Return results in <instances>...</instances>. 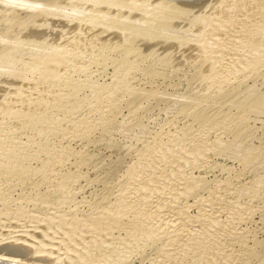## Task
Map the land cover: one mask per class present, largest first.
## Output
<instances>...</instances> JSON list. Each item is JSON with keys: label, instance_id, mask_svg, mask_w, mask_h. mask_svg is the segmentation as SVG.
I'll use <instances>...</instances> for the list:
<instances>
[{"label": "rangeland", "instance_id": "rangeland-1", "mask_svg": "<svg viewBox=\"0 0 264 264\" xmlns=\"http://www.w3.org/2000/svg\"><path fill=\"white\" fill-rule=\"evenodd\" d=\"M164 1H173V0H158V2L160 4H162ZM186 1L188 4L185 7H180L179 4H175L173 6L168 7V9H166V10L163 9V11L160 13H159L160 10H158V12L155 16V20L157 21L156 26L153 24V26H155L154 28L151 27L149 29L148 28L142 29L141 30L142 32L144 30H146L143 33L138 32L136 34H133L134 32L127 30V27H128L127 24H123V26H120L121 28L118 27V28H120L118 31L123 30V32H124L122 38L119 39L117 37H113L114 34H115V36L117 35L118 31L117 32L115 31V33H113V35H110L111 37L108 36V34H106V36H108L110 38H108V37L104 38L105 34L102 33V34H104L103 40H102V36H101L102 34L100 35L101 39H99L97 36V38L95 37L96 39L94 38L95 39L94 40L93 36L89 37V32H85L86 31L85 30L84 31L85 33L83 32V34L87 33L88 36L82 34V36L80 38L86 39V37L87 38L89 37L91 40L88 38L87 42H89V44L93 48L94 52H92L91 47H88L87 50L84 49L82 52L86 53L87 51H89V53L91 52L95 57L93 56V58H92V56L87 52V54H89V56L87 54L86 55L83 54L82 57L84 56V59L81 58L79 62H81L82 60H85L88 57L89 60L88 59L85 60V63L88 61L87 64L82 63V65L85 64L87 66L89 63L90 67L87 66V68H89V69L92 68V70H90V71L98 72V73H95V75L93 73V75L91 74L92 76L89 75V77H87L86 75H88V73H87V71H84V73H83V69H82V71L80 70L82 73L79 72L78 70H77V72L73 71V73H75V74H73L71 72L69 74L70 81L69 80L68 81L72 82L71 85L72 86L74 85V86L71 88L72 90L69 88L70 90L68 93L66 91L65 92L67 94H69L73 91L71 93V95H73V96H71V95L70 96L69 95L68 96L67 95L60 96V95H58L57 92H56L57 93L56 94L53 91L48 92V91H44V90L40 89L39 92H37V91H31L30 93L29 92H25V93L21 92L23 94L20 93L21 95H16L17 96V97L15 96L16 98L14 97L16 99L15 101L13 99L14 95L11 96V98L9 97L10 100H8V99L6 100L9 102L3 101L4 104L6 103L5 106H9V108L11 107V109L6 108L3 105L2 101L0 102V115H1L0 116V124L2 123L3 120H5V121H3L4 123H2V125H1L3 128L0 126V142L5 141V140L6 141L10 140L13 137V139H17L18 140L17 142L19 143V146L17 144H14L15 142L11 143L10 149H12L13 151L15 150V151L13 152L12 150H10L8 148L7 151L5 150V152H3V154L5 153V155L2 154V156H0V158L2 157L0 161L5 160L3 158L7 157L6 160L8 159L9 161H6V160L4 161V162L8 163V164L5 163L6 164L5 167L7 169H9L10 166L11 167L13 166L12 168H14V164L18 166V163H20L19 164L20 167L18 166V168L22 167V168H24V170L23 169L22 170L26 171V173H24L23 171H19V170L13 171L17 175H14V177H12L13 178L12 181H15V183H17L19 181L18 182L19 184H23L22 188L24 191H16L15 193L9 195L8 196L9 198L7 197V198L3 199L2 201H0V207L5 205L7 202L15 199V200H17V201H15L16 204L20 205L22 208H25L24 210H27L30 213L31 212L33 213L36 209L34 210V209H32L31 205H29V204L27 205V203H30L28 201H31V200L36 201V199L43 201V199H44L46 201V203L49 204L48 207L52 206V208L51 207L48 208V210L52 213L51 216H54V214H55V216H57L59 214L62 216H64V214H65V216H67L70 214V211L76 210L77 212L75 211L76 213L74 215L75 218H77V219L81 218L80 220L82 222H84V220H85V223L88 225L89 222H91L90 220L93 221L95 217L96 218L102 217L100 214L101 211L103 213L104 212L103 210L106 208L107 209L109 208V210H110V208H112L117 203L118 206L115 205L116 207L115 206L113 207V211L111 209L112 213L115 211H117L119 213L122 211L124 212L123 209H125L126 212H124V213L122 212L120 214L119 213L117 214V216L120 215L122 220L118 219V218H120L119 216L117 218H114V219L116 221L118 220V221L122 222V223H120L121 225L125 224L124 226H126L128 224L127 226H129L130 224L135 223V218L137 217L135 215L137 214V211L136 212H134V211L137 207L134 208L132 206L134 209L132 207L130 208L129 206H131V204H129V203L126 204L125 203L126 201L124 202L125 204L124 203L118 204V200H117L118 196L116 197V195L121 194L123 192L125 181L128 178L132 177L133 175L137 174L138 171H141V172H142V170L145 171L147 169L146 167H149L150 164L151 165L154 164V162L160 163L161 166L158 165V168H157L159 170H161L162 168H165L164 166H167V164H168V167L171 165V166L177 168L179 166L178 164L180 163L183 165V167H185V168L187 167L186 169L188 172L190 170V169H188V167L189 168L191 167L193 169V171L190 170V172L192 174L189 172L192 175V178L184 176L187 178H183V180L185 182L184 181H182V182L186 183V181H187L189 183L188 180L190 179V183L191 184L194 183L193 185L190 184L192 187H194V189L191 188L190 186H188L189 185L188 183L186 185L179 184V185L185 186V187L188 186L187 192H185V193H187L188 197L186 195L185 196L183 195L185 197V198L181 197V198H183V202H182V199L179 198V199H181L179 201L180 204H182L186 201L187 204L189 205V207H188L189 210H187L186 211L187 213H185L186 218L190 217V221H194L197 219V217L199 216L198 214L200 212L197 208V204H198L197 201H199L201 199V198L199 199L198 197H204L205 198L207 196L206 194H208L207 192L210 191L209 195L212 194V192L215 193V194H212L211 196H209L208 201H210V200L212 201L213 199L216 200V196H217L218 200H216V201H218V203H220L221 200L223 199V197L224 198L226 197V199H223L222 202H224L225 208L230 207L227 210L232 209L233 212H230V213H233L231 218H233V216H235V214H236V217L241 218L239 220L240 222H237L239 224L237 225V223H236V225H237L236 226V228H237L236 232L232 233L234 235V237L232 235V237L230 238V237H228L229 234H228V236L226 234V236L228 238H230V239L233 238V241L235 242L234 243L232 240L230 242L231 244L233 242V244L231 245V249L233 248V245H234V248L232 249V251L234 252V256L240 255V253L242 252L241 256H243V257L238 256V257H240L239 259L241 261V264H264V57H263V59L261 58L262 54H264V0H248V2H247V0H240V1L239 0L238 1H236V0H217L216 3L218 5L217 4H215V6L213 5L212 6L213 8L209 6L210 9L207 8L208 6L205 7L204 9H206V10L205 11L203 10V14L199 11H196V9H195V7L198 6L197 0H186ZM243 2H245V3H243ZM0 3H2L1 0H0ZM1 6H0V10L3 11V9H4V10L8 11V8L7 9H6V7L3 8V5H1ZM222 7H223V9H222ZM23 10L25 11V13L23 12ZM207 10H209L210 12H207ZM16 12L17 13L23 12V13H19L18 15L15 14L17 16H19V15L21 16V18L20 17L18 18L15 16V18H17V20L25 18V17H26L25 18V20H26L27 17L29 16L28 14L30 11H27V9H22L21 11H19V9H17ZM27 12H28V14H27ZM259 12H260V14H259ZM249 13L250 14L253 13V14L250 15ZM215 14L218 16V18L219 17H220V19L223 18V20L227 19V17H229L228 19H230L232 21L235 20L234 21V23L236 22L235 24L242 22L244 27L242 25V27L239 28V31H237L235 29L236 35L238 34L240 37L238 35H237L238 37L235 35V36H233L234 37L233 40H231V41L229 39H228V41L225 40L224 38H226L225 36H227L225 34H228L229 30L231 28L230 29L228 28L225 31V27L223 26V24H221L222 22L219 23L220 19L218 20V24H217V21H215V20H213L214 22L212 23L211 19L215 17L214 16ZM246 15H250V17L246 16ZM202 16H203V18L205 17L204 19L208 20V23L210 22L209 20H211L210 25H208L209 27H207L209 29H206V27L203 29L202 28L203 24L201 22L199 23V21L197 20ZM235 17H236V19H235ZM2 18L0 17V25L2 22H3V24H5V21L3 20L5 18H3V19ZM218 18H216V20ZM250 18H252V20ZM184 19H186V20L183 22ZM243 19L247 24L243 21ZM12 20H13V22H12ZM12 20L6 21V22H9L8 23L9 25L12 24V27H10L9 29H11V32H13L14 34H16V33L20 34L21 33L20 30H23L24 31L23 33H21L19 36L17 35V38L18 37L22 38V36L25 35V31L26 30L28 31V28L31 25H29V27H28L29 23L27 24V22H28L27 20H26L27 22L23 21V23L22 22L19 23L20 20L19 21H15V19H12ZM13 23L14 24L17 23V24H15V26H14ZM174 23H176L177 25L175 24L176 25L175 27H171ZM195 23H197L198 25ZM244 23L249 27H247ZM20 24H21V26L26 25L28 28L25 26V28H27L26 30H25V28L20 29V27H21ZM199 24H201L200 27H199ZM7 25L6 26L4 25V26L7 27ZM9 25H8V27H9ZM240 25H241V23H240ZM18 26H20V27L18 28ZM15 28H18L17 31H15L16 33L13 30ZM125 28H126V30H124ZM241 29H243V30H241ZM18 30L20 33L18 32ZM114 30H116V29H114ZM27 31H26V33H27ZM11 32H8V33H10V35L7 34V35H5V37L8 35H9V37H11V35H13V33H11ZM90 33H92V32H90ZM162 33H163V36H162ZM164 33H165V35H164ZM130 34H133V35H130ZM166 34H168V35H166ZM203 35H205V37H203ZM14 36H12L13 39L6 37L8 39L7 41L4 38V34H3V36H0V38H1V40H2V38H4V40L6 42L9 41V43H7V46H8V44L9 45L12 44V46H13L15 44V43L13 44L14 41L16 42V44H15L16 46H17V43L19 41H21L22 42L21 44L23 45V41H24V47H25V45H27V48H28L30 45V47L28 49L26 47H25V49H24V47L22 48L21 44H18L19 46H17V47L20 48V46H21L22 50H25V51L31 50L32 48H34V49L36 48L35 44H32V43L26 44L27 43L26 40L17 39L16 36L15 37ZM208 36H210V37H208ZM73 37H75V35ZM190 37H191V39H190ZM197 38L198 39L201 38V40L203 39V43H201V44H203L202 45L203 48L200 47V45L195 44V42H197V40H198ZM204 38H206V39H204ZM212 38H214V40ZM16 39L18 40V42ZM98 39L102 42H99ZM104 39H105V42H104ZM135 39H137V40L140 39V41L145 40V41H147V45H148L149 40H151L152 42L149 41L151 43V44L149 43V46L141 47V48H139V47L134 48L131 44H132V40H135ZM221 39H222V41L224 40L222 42L223 44L221 43ZM191 40L193 43L192 42L190 43ZM206 40H209V41H206ZM211 40H213V41H211ZM2 41H1L0 45L5 46L6 43H5V45L3 44L5 41L3 43H2ZM214 41H216V42L214 43ZM10 42H12V43H10ZM235 42H237V43H235ZM103 43H105L106 49H105ZM106 43H108V45ZM169 43H171V44H169ZM233 43H234V45H233ZM15 45L13 47H15ZM166 45H168V46H166ZM227 45H228L227 48L229 50L225 48ZM220 46H221V48H220ZM109 48L111 50H109ZM97 49H102V50L105 49L106 51L100 50L101 53H99V52H97V51H99ZM107 49L109 50V52H107L108 51ZM225 50L230 51L231 54H230V52L228 53ZM219 51H220V54H219ZM124 52H128L129 57H126L125 59L123 57H121V53H124ZM97 53H98V55H97ZM102 53H104L103 57L101 55ZM221 53L223 54V57L226 56L225 55L226 53H227L226 57H228V55H229L228 60L230 61V63H227V61H228V60H226L227 58H223V57L221 58V56H222ZM241 56H242V58H241ZM133 57H135V58H133ZM233 57H234V59H233ZM218 58L219 59L221 58L220 60H222V59L224 61L226 60L225 62L223 60L222 61L224 62V64H226V63L227 64L224 66L223 63H221L222 61L219 60L217 62L216 60H218ZM238 58H239V60H238ZM90 59H91V61H90ZM231 59H233V60H231ZM241 59H243L244 61ZM246 59H247V62H246ZM213 62H215V63L220 62L219 63L220 66L217 63H216L217 65L215 66V63H213ZM233 62L235 63V66H233L234 65V64H232ZM129 63H131V66H132V67H130L131 69L124 71L123 69H127L124 67L127 66L126 64L130 65ZM102 64H105V65L107 64V66L104 67V65H102ZM121 64H122V66L125 65V66H123V68L121 67L122 68L121 70L123 72L120 70ZM213 64H214V66H213ZM228 64L230 65V67H227ZM237 64H239V65H237ZM99 65H100V67H103L104 70L101 69L99 67ZM211 65H212V69L214 70L213 73L211 72L212 69L209 70ZM95 67L98 68V69H96L97 71L95 70ZM217 67H220V68H217ZM225 67H226V70H225ZM231 67H233V68H231ZM229 68L231 70L230 71L228 70L229 71L228 72L227 69H229ZM217 69H219V71H221V72L225 71V74L224 73L217 74L218 72H215V71H217ZM118 70H120L122 73L119 72ZM233 70H235V71L238 70V71L234 72ZM56 73H55V75H57ZM58 73H60V72H58ZM205 73H206V75H205ZM214 73H216L218 75V78L220 75L219 80H218V78H216L217 75ZM222 74H224L223 76L224 77L226 76V77L223 78ZM50 75L53 76L54 74L46 75L47 79H51V78H48V76H50ZM215 75H216V77H215ZM221 76H222V78H221ZM122 77H123V79H122ZM213 77H215V78H213ZM211 78L215 79L216 82L214 83V80H212ZM226 78H227V80H226ZM209 79L212 81H210ZM220 80H223V81L225 80V81L222 82ZM228 80H230L229 81L230 83L228 82ZM86 81H88V82L86 83ZM80 82H81V84H78ZM83 88H86L85 89L86 91ZM90 89H91V91H89ZM102 91H105L106 93L102 92ZM46 92H48L49 94L48 93L46 94ZM37 93H39V95L44 93L43 98L41 97L42 95L39 96ZM100 93H101V98H100ZM30 94H32V95H30ZM75 94H76V96H75ZM104 94H106L108 97ZM103 95L105 96V98H103ZM25 97H27V98H25ZM36 97H38V98H36ZM80 98H82L83 100ZM110 98H112V99H110ZM24 100H25V102H24ZM26 100L28 102H26ZM33 100H34V103H33ZM12 101L14 103H12ZM16 101L19 105L16 103ZM86 101H88V102H86ZM89 101H91V102H89ZM20 103H21V105H20ZM103 105L105 107H103ZM62 107H64V108H62ZM101 108H102V110H101ZM213 108H216V109L219 108L221 110V112H223L224 114H226V113L234 114L235 113V115L236 114L243 115L244 120H245V122L243 123L244 125L243 124H242L243 126L239 125V124H241V123H239V124H235L236 126H233V125L228 126L227 130L230 129L231 127H233V128H231L230 131L228 130L227 131L228 133L224 132L226 135H224V133H223L224 136L221 135V137L222 136L223 137L219 138L220 139L219 142H218V140L215 141L214 139L209 138V136H208V139H205L206 141L205 140L203 141V138L198 135L199 132H198V134H196L197 131H199V128L197 126L202 121L208 120L209 116L211 115L209 112ZM7 111H9V112H7ZM1 112H3V113L6 112V115H8V116L7 117L2 116ZM2 117H5V118L3 119ZM204 117H206V118H204ZM27 119H29L31 121H29ZM36 119L39 121H36ZM57 119H59V120H57ZM22 120H24V121H22ZM41 120L42 121L44 120L43 121L44 125L41 122ZM45 120H47V122H45ZM197 121H198V123H196ZM38 122L41 123V124H38V126L40 128L35 129L37 127ZM48 122H50V123L48 124ZM45 123L47 124L46 126H45ZM42 126H44V127H42ZM88 126L90 129L88 128ZM241 126L243 128H241ZM18 127H20L21 130ZM245 127H247V128H245ZM47 128H49V129H47ZM81 128H83V129H81ZM40 129L43 130V132L40 131ZM38 130L40 133H38ZM49 130H50V132H49ZM194 131H196V133H194ZM15 132H16L17 138L15 135H13V134H15ZM184 135L186 136V141H185ZM194 135L199 137V139L202 138V143ZM7 137H9V138H7ZM153 138H154V140H153ZM181 139H184V140H181ZM196 139H197V143H196ZM153 141H155V142H153ZM174 141L175 142L177 141L176 142L177 144ZM147 142H149V143H147ZM152 142L154 143L153 145H151ZM179 142L181 143V145L178 146ZM182 142H183V144H182ZM185 142H186V144H184ZM199 142L201 143L200 145H199ZM191 144L192 145L194 144V146H191ZM208 144L210 146L209 148L207 147ZM145 145H148L147 146L148 149L151 148L150 152H148L149 150L147 149V147ZM154 145L156 146V148L152 149L154 147ZM149 146H150V148H149ZM172 146H173V149H172ZM175 146H178V148L180 147L178 149V151L176 150L177 152H175V149H174ZM187 146H188V148H187ZM190 146L194 147L193 148L194 153H193V151H191L189 154L193 153L195 157L198 155L196 157L198 159L201 156L200 161L198 159H195V158L192 159L193 156H191L192 157L191 159L189 158L188 161H191V160L196 161L197 160L195 163V166H193V167L190 166L191 165L190 162H187L190 165H188V164L186 165V163L183 162L184 159H182V158H184V157L182 155H181L182 158H180V151L181 150L185 151L184 149L190 151L192 149ZM200 146H202V147H200ZM205 146H206V149H205ZM145 147L147 150H144ZM202 148H204L205 151H204V149L201 150ZM176 149H177V147H176ZM196 149L197 150L200 149V150L197 152ZM154 150H156L155 151L156 153L154 152ZM169 150H171V151H169ZM11 151H12V153H11ZM58 151L61 152V155L59 154ZM158 151H159V153H158ZM6 152H7V154H6ZM51 152H52V154H51ZM169 152L171 155L169 154ZM171 152L176 153V154L173 155ZM203 152H205V153H203ZM57 153L59 154V156ZM141 153H142V155H141ZM150 153H153V155ZM177 153H179V155ZM14 154L17 156L14 157L13 156ZM154 154L155 155L157 154L158 156H159V154H161L162 156H160V157H162V158L164 157V159H162L156 155L155 158L157 159V161L153 162ZM3 156H5V157H3ZM12 156H13V158H12ZM147 156H148V159H146V161L147 160L148 161L147 162L142 161V160H145V158H147ZM165 156H167V158ZM168 156L170 157V159ZM55 157H56V160H55ZM149 157H150V159H149ZM152 157H153V159L151 160ZM174 157H176V160L174 159ZM158 158H160V159L158 160ZM171 158H173V159H171ZM177 158H178V161H180L179 159H181L182 163L178 162ZM17 159H19V160H17ZM52 159L54 161H52ZM204 159L207 160L206 163H205ZM160 160H165L166 162H164V161L160 162ZM169 160H171V162H169ZM175 161L178 162V164H177L178 166L174 165V163H172ZM184 161H186V157H185ZM192 161H191V163L194 162V161L193 162ZM50 162H51V165H50ZM53 162H54V164H53ZM177 162H175V163H177ZM146 163L148 164L147 166H146ZM163 163H165L166 165ZM170 163H172V164H170ZM184 164L186 166H184ZM198 164L199 165L201 164L200 165L201 168L199 167ZM8 165H10V166L7 167ZM245 165L247 166V169H246ZM17 166H15V167H17ZM171 166H170V168H171ZM248 166H249V168H248ZM49 167H50L49 171H52L53 174L56 172L57 177L55 179L52 178L55 181L51 179L50 184L49 183L47 184V182H46V184L48 186L51 185L52 183L53 184L48 188L45 187L46 184H44L42 186L43 183L39 187L37 185L31 187L30 184H32V181L34 183L38 182L39 178L41 179L42 174H44L43 172H45V169L48 170ZM137 167H139L140 170L138 169L136 171ZM142 167H145L146 169L145 168L143 169ZM179 167L181 168L182 166H179ZM141 168H142V170H141ZM162 170H164V169H162ZM34 171L37 173H35ZM165 173H166V171L163 174H165ZM189 173H188V176H189ZM51 174H49V175L54 176L53 174L52 175ZM146 174H147V176L152 175V174H148L147 172H145L142 175L146 176ZM37 175H38V177H37ZM160 175H158V176H160ZM8 176H10V175H8ZM71 176H72V178H71ZM7 177H5V178H7ZM162 177L165 178V179L163 178L165 181L164 183H166V182L169 183L170 181H172V178L167 179V177H165V175L164 176L162 175ZM236 177H239L241 179L238 182H236L237 181V180L235 181ZM5 178L0 179V180H4ZM160 178H161V176H160ZM20 179L22 180L21 182H20ZM142 179H144V178H142ZM66 180H68V182ZM141 180L140 181L138 180L137 182L142 183L143 180L142 181ZM56 182H57V184H56ZM59 182H62L61 184H63V185H61V184L58 185ZM67 183L71 184L70 188L67 187V185H69ZM221 183H222V185H221ZM136 184H134V186H136ZM225 186H226V189L228 190V196H229L228 199H227V196H225L223 194H220L221 195L220 196L216 193V191L217 192L219 191V193L222 192V189H224ZM54 187H56V188H54ZM61 187H64V189L66 187V189L64 190ZM128 187L130 190L133 189V187L131 189V186H128ZM35 188H37V189L35 190ZM188 189H189V191H188ZM190 189H191V191H190ZM195 189H197V190H195ZM229 189H232V190L230 191ZM17 190H19V188ZM62 190H63V192H61ZM67 190H69V191L71 190L70 192L72 193V194L70 193L71 196H68L69 199L67 198V200L72 201V202L70 201L71 203H69L70 206L68 203L65 202L67 200L64 201V203H66V204H64L60 200L61 195L64 196L65 195L64 192L65 191L67 192ZM45 191H47V192H45ZM119 191L120 192L122 191V192L120 193ZM229 191L232 192V194ZM194 192H195V195H194ZM239 193L242 195H240ZM18 194H19V196H17ZM213 195H216V196H213ZM218 196H219V198H218ZM220 197H222V198H220ZM27 198H29L28 201H27ZM6 199H8V200H6ZM249 199H251V200H249ZM26 201H27V203H25ZM72 203L73 204L76 203V204L72 205ZM152 203H153V201H152ZM194 203H196V204H194ZM111 204H113V205H111ZM122 204H124L122 206L123 208L122 209L118 208ZM227 204H228V206L229 205H231V206L227 207ZM190 205L192 207H190ZM72 206H74V207H72ZM75 206H78V207L75 208ZM127 207H128V211H127ZM238 207H240L239 208L240 210L238 209ZM28 208H29V210H28ZM60 209H61V211H60ZM131 209H132V211H131ZM236 210L240 211V212L237 213ZM245 210H248V211L245 212ZM37 213H39L38 215H41V212H37ZM43 214L46 216L50 215L49 212L46 214L42 213V215ZM237 214H238V216H237ZM150 215L151 216L150 217L147 216V218H151L153 213H151ZM239 216H241V217H239ZM102 219L103 218H101V220ZM104 219H103V221H104ZM233 219H231V220H233ZM242 219H243V221H241ZM87 220L89 222H87ZM1 222L3 223V222H5V220H3ZM106 222H108V221H105V223ZM19 223H16L15 225L13 224V227H15V228H13L14 230H16V227H18L21 224V223L20 224ZM33 223H35V224H33ZM38 223H39L38 221H29V223H28L29 225L26 224L25 225L26 229H23L26 232L27 230H31V229L33 230V227H34V233L32 232V230L28 231V233L30 235L32 234L34 236L33 237L31 235L32 236L31 241H37L38 239H39L38 241H43L44 239L46 240L47 237H50V238H52V240H49V239L48 240L52 241V242L58 241L59 243H62V241H63L64 244H66V246H68L67 249H69V250H70V248L74 247V246L71 247V244L70 243L68 244L66 242L67 239L64 238L65 234L63 232L67 233L69 231L67 227L63 228L65 230L62 233H60L62 231L61 229H60V231H59V229H56L57 232L55 229L49 230V231L55 232V234H54L53 232L47 233L48 230H45L44 224H42V223L38 224ZM85 223L82 225L83 228H82V226H81V228L79 227L80 230L77 228V230L75 229V231L72 230L71 234L67 233L68 235L67 234L66 235L71 237L77 233V235L79 236L80 234H78V233L80 231V233L82 232L81 234H84V235L79 236V237H75L76 239L80 238L79 242L81 240H83V241L85 240V241L90 242L93 238L95 240H97L100 237L99 236L100 234L99 235L93 234V232H92V234L90 233L92 236L91 235L89 236L88 234H86L88 229L86 228L87 226L84 227V225H86ZM10 225H12V224H10ZM41 225H43V227ZM177 225L178 226H175V227L180 228V224L178 223ZM200 226H197V228H195V229L188 230L189 233H193L194 230H195V232L198 230L197 233H199V231L201 232V228L203 229V226H201V228H200ZM35 227H36V229H35ZM39 229H41L45 232L46 238L42 236V235L45 236L44 232H42ZM127 229L129 230V228H127ZM127 229H125V231H124V229L121 228V230H122L121 232H120V229H118L119 232H117L118 230L111 231V233H113V234L108 232V234L110 233L109 238H111L114 241L113 246L115 244V247L118 246L119 249L120 248L121 249L125 248V250L130 249V247H131L130 246V239H127L128 241L126 240ZM37 230H38V232H37V234H35ZM74 232H76V233H74ZM56 233H57V235H56ZM72 233H73V235H72ZM118 233L119 234L121 233V234L119 235ZM47 234H48V236H47ZM50 234L53 235L54 237L51 236ZM85 234L88 235L89 238H88V236L86 237ZM240 234H241V236H240ZM93 235H94V237H93ZM95 235L99 236V237H96ZM36 236H38V237H36ZM103 236H102L103 238L99 239L98 241H101V242L103 240L106 241V239H107L106 236H108V235H103ZM226 236L222 235L223 239L224 238L226 239L227 238ZM12 237H14V235ZM16 237H17V239H19L18 242H16V243H20V241H22V240L25 241V238H23V237H19V238H18V236H16ZM58 237H59V239H58ZM91 237H93V238L91 239ZM117 237L119 240H122L121 241L122 243L117 239L114 240ZM36 238H37V240H36ZM76 239H75V243L80 245V243H82V241L79 243ZM111 239H107V240L111 241ZM156 239L158 240V238H156ZM156 239H154V241H153L154 243L147 244V245L144 244L141 247H138L139 250L136 249V252L134 251L133 253L130 252V253L125 254L124 255L125 257L123 259L124 261H119L118 264H163V262H165L167 260L166 259L167 257H165V252H166V247H165L166 244L165 243L167 241L165 240L164 243H162V241L164 239H162V241H159V240L157 241ZM225 239L222 240V242H218V245L222 246L225 243ZM10 241L11 240H9V241L7 240L6 242H3V244L6 245L7 242H10ZM104 241L102 243V246L101 245L99 246L98 244L95 245L96 242L93 243L94 245L92 247L96 248V249H94V252L98 253V250H100L101 251V252L99 251L100 255H103L109 250L108 249L110 247L109 244H112V243L111 242L108 243V241L106 243ZM126 241H127V244H126ZM116 242L121 244V246L118 245ZM124 242H125V244H124ZM161 243H162V245H161ZM241 244H243V245H241ZM62 245H63V243L61 244V246ZM122 245H127V246H122ZM1 246H3V245H1ZM76 246L77 245L75 244L76 249L75 248H73V249H75L74 251L78 252V249ZM128 246H130V247H128ZM54 247H55V245H54ZM60 247L58 248L57 251H55L56 253L58 252L57 253L58 255L54 254V255H52V257L55 256V258L57 257L58 260L60 259L59 261L61 263L67 264L68 263L67 259L62 255L63 254V248H60ZM163 247L165 249H163ZM93 248H92V251H93ZM97 248H99V249L97 250ZM111 249H112V247H111ZM59 250L61 252H59ZM82 251L83 250H81V253H82L81 255L83 256V254L84 253L86 254L87 251H84V252H82ZM192 252H193V250H192ZM237 252H238V254H237ZM59 253H62L61 254L62 256ZM85 254H84V256H85ZM186 256L190 257L191 259L188 257L186 258ZM191 256H193V257H191ZM205 256H208V253L205 254ZM209 256L211 257V255H209ZM209 256H208V258H210ZM70 257H71V255H70ZM111 257H110V259L111 260L113 259L112 261L114 262L115 256L113 255V257L112 258ZM170 257L172 259L173 255ZM182 257L183 258L179 257V259L173 260V261L171 259H169V261L165 262L164 264H166V263L170 264L171 262H172L171 264H196V257L194 255V253H191V252L187 253L186 252L185 256H182ZM63 258H65V259H63ZM67 258L70 259L68 256H67ZM202 258H205V261H208V258L201 257L198 259L199 262H201V263L203 262ZM28 259L23 264H33ZM211 259H214V258L211 257ZM211 259H209L210 264H220L221 263L218 259L217 260L214 259V260H216V262L214 260H211ZM65 260H66V263H65ZM210 260H211V262H210ZM59 261H58V263H59ZM242 262H244V263H242ZM232 263L234 264V262H231V264Z\"/></svg>", "mask_w": 264, "mask_h": 264}, {"label": "bare ground", "instance_id": "bare-ground-1", "mask_svg": "<svg viewBox=\"0 0 264 264\" xmlns=\"http://www.w3.org/2000/svg\"><path fill=\"white\" fill-rule=\"evenodd\" d=\"M2 1V3H0L1 5H3V8L4 7H6V9L8 8V11H6V10H4L3 9V11L2 10H0V17L2 18H5V19H3L4 21H5V24H3V22L1 23V25H0V36H3V34H4V38H5V40L7 41L8 39V37H9V35H10V33H8V32H11V29H9L10 27H12V24H8L9 22H6L7 20L9 21H11L12 19H15V21H19V23H23V21H26L27 22V24H28V27H29V25H31L29 28L26 26V25H23V26H21V24H20V26H18V28L20 27V29L21 28H25V26L28 28V31L26 30L27 28H25V30L27 31V33H26V31H25V35H23L22 36V38H17V35L19 36L21 33H23L24 31L23 30H20V32H19V30H18V32L20 33V34H18V33H16L15 31H17V29L18 28H15V29H13L14 30V32L16 33V34H14L13 32H11V33H13V35H11V37H9L10 39H13L12 38V36H16V38L17 39H22V40H26V44H29V43H32V44H35V47L37 48H32L31 50H27V51H25V50H22V48L24 47V41H23V45L21 44L22 42L21 41H19L18 42V40H17V46H19L18 44H21V46H22V48H21V46H20V48L19 47H17L15 44H16V42L14 41H12L13 42V44L15 45V47H13L12 46V44H8V46H7V43H9V41L8 42H6L5 40H4V38H2V40H1V38H0V40L2 41V43L5 45V43H6V45L5 46H2V45H0L1 47H0V102L2 101V103H3V101H6L7 99L8 100H10L9 99V97L11 98V96H13V99H14V101L16 100L15 98L17 97L16 95H21V94H23V93H21V92H31V91H37V92H39V90L41 89V90H44V91H48V92H50V91H53V92H57L58 93V95H60V96H63V95H71V93L73 92H71V93H69V94H67L68 92H69V90L74 86H72L71 85V83L72 82H69L70 81V76H69V74L72 72L73 73V71H75V72H77V70L79 71V72H81L82 71V69H83V73H84V71H87V73H88V75H86L87 77H89V75H93V73H94V75H95V73H98V72H92V71H90V70H92V68H87V66H89V63H88V65L86 66L85 64H87V62L85 63V60L86 59H88L89 60V58L87 57L85 60H82L81 62H79L80 61V59L81 58H83L84 59V56L82 57V55L83 54H87V52L89 53V51H87L86 53H84V52H82L84 49H88V47H91L90 46V44H89V42H87L88 41V38L89 37H92L93 36V39L96 37L97 38V36H98V38L99 39H101V36H102V40H103V35L105 34V37L104 38H107L108 36H110V35H113V33H115V31L117 32L121 27L120 26H123V24H127V30L128 31H131V32H134L133 34H136V33H138V32H142L141 30L142 29H149V28H154L155 26H156V20H155V16H156V14H157V12H158V10H160L159 11V13L160 12H162L163 11V9L164 10H166V9H168V7H170V6H173V5H175V4H179V6L180 7H185V6H187V1L186 0H173V1H164L162 4H160L159 2H158V0H1ZM236 1H238V0H236ZM240 1V0H239ZM217 2V0H197V4H198V6H196L195 7V9H196V11H199V12H201L202 14H203V10L205 11L206 9H204L205 7H207L208 9H210V7H212L213 5L215 6V4H217L216 3ZM221 2V1H220ZM247 2H248V0H247ZM226 3V2H225ZM243 3H245V2H243ZM220 4V3H219ZM0 5V6H1ZM218 5V4H217ZM221 5V4H220ZM210 6V7H209ZM2 7V6H1ZM213 8V7H212ZM211 8V9H212ZM219 8V7H218ZM2 9V8H1ZM17 9H19V11H21L22 9H27V11H30L29 12V14H28V12H27V14L29 15L28 17H27V19L25 20V18H22V19H19V20H17V18H15V16L16 17H20L21 18V16L19 15V16H17L19 13H25V11L23 10V12H19V13H17L16 12V10ZM21 9V10H20ZM215 9V8H214ZM222 9H223V7H222ZM221 10V9H220ZM223 11V10H222ZM207 12H210L209 10H207ZM225 12V11H224ZM253 12V11H252ZM206 13V12H205ZM212 13V12H211ZM15 14H17V15H15ZM26 14V15H27ZM207 14V13H206ZM230 14V13H229ZM250 14V13H249ZM251 14H253V13H251ZM250 14V15H251ZM258 14V13H257ZM259 14H260V12H259ZM25 15V14H24ZM250 15H246V16H249L250 17ZM209 16V15H208ZM215 17L214 18H212L211 20H212V23L214 22L213 20H215V21H217V24H218V20L220 19V17L218 18V16L215 14L214 15ZM217 16V17H216ZM231 16V15H230ZM233 16V15H232ZM235 16V15H234ZM256 16V15H255ZM23 17V16H22ZM205 18V17H204ZM203 18V16L202 17H200L199 19H197L198 21H199V23L201 22L202 24H203V29L206 27V29H209V28H207V27H209L208 25H210V22H211V20H209L210 22L208 23V20H206V19H204ZM207 18V17H206ZM209 18V17H208ZM216 18H218L217 20H216ZM229 17H227V19H224L223 20V18H221L220 20H219V23L220 22H222L221 24H223V26L225 27V31H226V29H230L229 30V33L228 34H225V35H227V36H225L226 38H224L225 40H227L228 41V39L231 41V40H233L234 39V37L233 36H235L236 35V31H235V29L237 30V31H239V28L240 27H242V25H243V23L242 22H240L241 23V25H240V23H237V24H235L234 23V21H232V20H230V19H228ZM24 19V20H23ZM235 19H236V17H235ZM239 19V18H238ZM251 20H252V18H250ZM249 19V20H250ZM186 19H184L183 20V22L185 21ZM192 20V19H191ZM248 20V19H247ZM2 21V20H1ZM195 21V20H194ZM240 21V20H239ZM242 21V20H241ZM243 21H244V19H243ZM12 22H13V20H12ZM25 22V23H26ZM245 22V21H244ZM18 23V22H17ZM17 23H15V24H17ZM24 23V24H25ZM211 23V24H212ZM246 23V22H245ZM244 23V24H245ZM9 25V27H8V25ZM14 24V23H13ZM15 24H14V26H15ZM153 24L155 25V26H153ZM176 23H174L171 27H175L176 25H175ZM195 24H197V23H195ZM247 24V23H246ZM245 24V25H246ZM3 25V26H2ZM7 25V27H5V26ZM198 25V24H197ZM200 25L201 24H199V27H200ZM205 25V26H204ZM214 25V24H213ZM220 25V24H219ZM221 26V25H220ZM247 26V25H246ZM17 27V26H16ZM118 27H120V28H118ZM227 27V28H226ZM243 27H244V25H243ZM247 27H249V26H247ZM14 28V27H13ZM114 29H116V30H114ZM211 29V28H210ZM10 30V31H9ZM86 30V31H85ZM114 30V31H113ZM122 30V29H121ZM124 30H126V28L124 29ZM153 30V29H152ZM199 30V29H198ZM224 30V29H223ZM241 30H243V29H241ZM254 30V29H253ZM89 32V37L87 38L86 37V39H84V38H80L81 36H82V34H83V32ZM112 31V32H111ZM144 31H146V30H144ZM143 31V32H144ZM161 31V30H160ZM164 31V30H163ZM221 31V30H220ZM228 31V30H227ZM235 31V32H234ZM84 32V33H85ZM90 32H92V33H90ZM111 32V33H110ZM142 32V33H143ZM152 32V31H151ZM165 32V31H164ZM102 33H104V34H102ZM123 30L122 31H118L117 32V35L115 36V34H114V36L113 37H117V38H122L123 37ZM226 33V32H225ZM239 33V32H238ZM7 34H9L8 36H6L5 37V35H7ZM92 34V35H91ZM102 34V35H101ZM106 34H108V36H106ZM133 34H130V35H133ZM176 34V33H175ZM224 34V33H223ZM75 35V37H73ZM83 35H87L88 36V34L86 33V34H83ZM101 35V36H100ZM164 35H165V33H164ZM166 35H168V34H166ZM171 35V34H170ZM197 35V34H196ZM207 35V34H206ZM222 35V34H221ZM238 35V34H237ZM236 35V36H237ZM244 35V34H243ZM14 36V37H15ZM162 36H163V33H162ZM214 36V35H213ZM239 36V35H238ZM237 36V37H238ZM84 37V36H83ZM111 37V36H110ZM110 37H108V38H110ZM133 37V36H132ZM171 37V36H170ZM178 37V36H177ZM193 37V36H192ZM197 37V36H196ZM203 37H205V35H203ZM208 37H210V36H208ZM207 37V38H208ZM240 37V36H239ZM95 38V39H96ZM217 38V37H216ZM9 39V40H10ZM90 39V38H89ZM94 39V40H95ZM98 39V40H99ZM134 39V38H133ZM175 39V38H174ZM178 39V38H177ZM190 39H191V37H190ZM194 39V38H193ZM198 39V38H197ZM196 39V40H197ZM204 39H206V38H204ZM213 40H214V38H212ZM239 39V38H238ZM15 40V39H14ZM91 40V39H90ZM89 40V41H90ZM97 40V41H98ZM136 40V41H135ZM135 40H132V46L134 47V48H137V47H139V48H141V47H146V46H149V43L150 42H152L151 40H149L148 41V45H147V41H145V40H143V41H140V39H135ZM170 40V39H169ZM179 40V39H178ZM213 40H211V41H213ZM248 40V39H247ZM1 41H0V44H1ZM96 41V42H97ZM206 41H209V40H206ZM224 41V40H223ZM222 41V39H221V43L223 42ZM239 41V40H238ZM255 41V40H254ZM253 41V42H254ZM12 42H10V43H12ZM99 42H102V41H100L99 40ZM104 42H105V39H104ZM169 42V41H168ZM171 42V41H170ZM173 42V41H172ZM192 42V40L190 41V43ZM216 41H214V43H215ZM219 42V41H218ZM93 43V42H92ZM98 43V42H97ZM193 43V42H192ZM201 43H203V39L201 40V38L200 39H198L197 40V42H195V44L196 45H200V47H202V45L203 44H201ZM213 43V44H214ZM235 43H237V42H235ZM31 44V45H32ZM94 44V43H93ZM96 44V43H95ZM104 44V47H105V49H106V45H105V43H103ZM107 45H108V43H106ZM151 44V43H150ZM154 44V43H153ZM169 44H171V43H169ZM194 44V45H195ZM223 44V43H222ZM226 44V43H225ZM224 44V45H225ZM230 44V43H229ZM232 44V43H231ZM233 45H234V43H233ZM34 46V45H33ZM98 46V45H97ZM154 46V45H153ZM166 46H168V45H166ZM218 46V45H217ZM230 46V45H229ZM25 47L27 48V45H25ZM25 47H24V49H25ZM29 47H30V45H29ZM28 47V48H29ZM228 47V45L225 47L226 49H228L227 48ZM27 48V49H28ZM92 48V47H91ZM197 48V47H196ZM203 48V47H202ZM220 48H221V46H220ZM219 48V49H220ZM230 48V47H229ZM245 48V47H244ZM248 48V47H247ZM34 49V50H33ZM96 49V48H95ZM105 49H103V50H105ZM241 49V48H240ZM97 50H99V51H97V52H99V53H101V51H103L102 49H97ZM101 50V51H100ZM108 50V49H107ZM109 50H111L110 48H109ZM109 50L107 51V52H109ZM205 50V49H204ZM229 50V49H228ZM91 51V50H90ZM96 51V50H95ZM106 51V50H105ZM225 51H227V50H225ZM92 52H94V50H93V48H92ZM218 52V51H217ZM228 53L230 52V51H227ZM245 52V51H244ZM96 53V52H95ZM94 53V54H95ZM105 53V52H104ZM104 53H102L101 55H102V57H103V54ZM223 53V52H222ZM221 53V58L223 57V54ZM255 53V52H254ZM91 56H92V58H93V54L90 52L89 53ZM89 54H87L88 56H89ZM107 54V53H106ZM219 54H220V51H219ZM230 54H231V52H230ZM97 55H98V53H97ZM215 55V54H214ZM226 56H227V53L225 54ZM244 55V54H243ZM258 55V54H257ZM261 55V54H260ZM264 54H262V56H261V58L263 59V56ZM105 56V55H104ZM218 56V55H217ZM226 56H224L223 58H227L226 60H228L229 59V55H228V57H226ZM245 56V55H244ZM95 57V56H94ZM121 57H123L124 59L126 58V57H129V55H128V52H124V53H121ZM120 57V58H121ZM235 57V56H234ZM234 57H233V59H234ZM249 57V56H248ZM122 58V59H123ZM133 58H135V57H133ZM206 58V57H205ZM220 58V59H221ZM241 58H242V56H241ZM260 58V57H259ZM217 59V58H216ZM219 58H218V60H216L217 62L220 60ZM233 59H231V60H233ZM244 59V58H243ZM243 59H241V60H243ZM223 60V59H222ZM222 60H220V61H222ZM225 60V61H226ZM237 60V59H236ZM238 60H239V58H238ZM90 61H91V59H90ZM89 61V62H90ZM126 61V60H125ZM124 61V62H125ZM135 61V60H134ZM224 61V60H223ZM221 62V63H223V65L225 66L227 63H230V61L228 60L227 61V63L226 64H224V62ZM244 61V60H243ZM132 62V61H131ZM216 62V63H217ZM232 62V61H231ZM246 62H247V59H246ZM82 63H85L84 65H82ZM91 63V62H90ZM213 63H215V62H213ZM215 63V66L217 65V64H219V63H217L216 64ZM124 64V63H123ZM130 65H128V64H126L127 66L126 67H124V68H127V69H123L124 71H126V70H128V69H131L130 67H132L131 66V63H129ZM136 64V63H135ZM232 64H234L233 66H235V63L233 62ZM255 64V63H254ZM259 64V63H258ZM102 65H104V67L105 66H107V64L105 65V64H102ZM101 65V66H102ZM237 65H239V64H237ZM76 66V67H75ZM78 66V67H77ZM123 66H125V65H123ZM123 66H122V64L120 65V70L123 68ZM213 66H214V64H213ZM219 66H220V64H219ZM232 66V65H231ZM90 67V66H89ZM93 67V66H92ZM98 67V66H97ZM97 67H95V70L96 69H98ZM99 67H100V65H99ZM122 67V68H121ZM129 67V68H128ZM227 67H230V65L228 64V66ZM249 67V66H248ZM259 67V66H258ZM76 68V69H75ZM101 69H103L104 70V68L103 67H100ZM205 68V67H204ZM217 68H220V67H217ZM223 68V67H222ZM221 68V69H222ZM231 68H233V67H231ZM238 68V67H237ZM94 69V68H93ZM212 69V65L210 66V68H209V70H211ZM216 69V68H215ZM248 69V68H247ZM255 69V68H254ZM257 69V68H256ZM81 70V71H80ZM102 70V71H103ZM115 70V69H114ZM120 70H118L119 72H121ZM224 70V69H223ZM225 70H226V67H225ZM230 71L231 69L229 68V69H227V71ZM236 70V69H235ZM235 70H233L234 72H237V71H235ZM60 72V73H58V72ZM97 71V70H96ZM117 71V72H118ZM207 71V70H206ZM213 69H212V73H213ZM228 71V72H229ZM57 72V73H56ZM123 72V71H122ZM121 72V73H122ZM215 72H218L217 74H221V73H224L225 74V71H223V72H221V71H219V69H217V71H215ZM220 72V73H219ZM232 72V71H231ZM55 73L57 74V75H55ZM82 73V72H81ZM86 73V72H85ZM125 73V72H124ZM211 73V74H212ZM242 73V72H241ZM48 74H54L53 76L52 75H50V76H48V78H51V79H47V76L46 75H48ZM73 74H75V73H73ZM214 74H216V73H214ZM216 74V75H217ZM224 74H222V76L224 75ZM230 74V73H229ZM228 74V75H229ZM85 75V74H84ZM91 75V76H92ZM121 75V74H120ZM205 75H206V73H205ZM210 75V74H209ZM216 75H215V77H216ZM90 76V77H91ZM222 76H221V78H222ZM75 77V76H74ZM127 77V76H126ZM215 77H213V78H215ZM226 77V76H225ZM224 76H223V78H225ZM231 77V76H230ZM237 77V76H236ZM86 78V77H85ZM84 78V79H85ZM206 78V77H205ZM216 78H218V75H217V77ZM122 79H123V77H122ZM203 79V78H202ZM212 79V78H211ZM220 79V75H219V78H218V80ZM69 80V81H68ZM210 80V79H209ZM212 80H214V83L216 82L215 81V79H212ZM212 80H210V81H212ZM226 80H227V78H226ZM231 80V79H230ZM230 80H228V82L230 81ZM235 80V79H234ZM73 81V80H72ZM220 81H222V82H224L223 80H220ZM70 84H69V83ZM85 82V81H84ZM88 81H86V83H87ZM227 82V83H228ZM83 83V82H82ZM230 83V82H229ZM233 83V82H232ZM78 84H81V82L80 83H78ZM84 84V83H83ZM213 84V83H212ZM87 85V84H86ZM215 85V84H214ZM85 86V85H84ZM93 86V85H92ZM77 87V86H76ZM97 87V86H96ZM104 87V86H103ZM70 88V89H69ZM79 88V87H78ZM77 88V89H78ZM84 90L86 89V88H83ZM212 89V88H211ZM72 90V89H71ZM74 90V89H73ZM83 90V91H84ZM96 90V89H95ZM114 90V89H113ZM67 93H66V92ZM86 91V90H85ZM89 91H91V89L89 90ZM93 91V90H92ZM208 91V90H207ZM219 91V90H218ZM222 91V90H221ZM43 92V91H42ZM48 92H46V94L48 93ZM79 92V91H78ZM94 92V91H93ZM97 92V91H96ZM102 92H105V91H102ZM109 92V91H108ZM21 93V94H20ZM28 93V94H29ZM33 93V92H32ZM41 93V92H40ZM56 93V94H57ZM85 93V92H84ZM90 93V92H89ZM98 93V92H97ZM106 93V92H105ZM130 93V92H129ZM27 94V95H28ZM34 94V93H33ZM38 95H39V93H37ZM49 94V93H48ZM83 94V93H82ZM30 95H32V94H30ZM29 95V96H30ZM42 95V96H41ZM78 95V94H77ZM104 95H106V94H104ZM103 95V98H105V96ZM109 95V94H108ZM16 96V97H15ZM39 96H41L42 98H43V96H44V93H42V94H40ZM38 96V97H39ZM71 96H73V95H71ZM75 96H76V94H75ZM96 96V95H95ZM107 96V95H106ZM15 97V98H14ZM28 97V96H27ZM27 97H25V98H27ZM31 97V96H30ZM38 97H36V98H38ZM40 97V98H41ZM99 97V96H98ZM108 97V96H107ZM20 98V97H19ZM23 98V97H22ZM24 98V99H25ZM34 98V97H33ZM100 98H101V93H100ZM31 99V98H30ZM80 99H82V98H80ZM99 99V98H98ZM110 99H112V98H110ZM23 100V99H22ZM28 100V99H27ZM26 100V102H28ZM35 100V99H34ZM34 100H33V103H34ZM83 100V99H82ZM95 100V99H94ZM101 100V99H100ZM121 100V99H120ZM85 101V100H84ZM92 101V100H91ZM91 101H89V102H91ZM102 101V100H101ZM100 101V102H101ZM106 101V100H105ZM6 102H9V101H6ZM11 102V101H10ZM24 102H25V100H24ZM30 102V101H29ZM38 102V101H37ZM86 102H88V101H86ZM104 102V101H103ZM12 103H14L13 101H12ZM16 103H17V101H16ZM85 103V102H84ZM108 103V102H107ZM119 103V102H118ZM6 104V103H5ZM5 104L3 103V105L5 106ZM18 104V103H17ZM23 104V103H22ZM30 104V103H29ZM8 105V104H7ZM16 105V104H15ZM19 105V104H18ZM20 105H21V103H20ZM26 105V104H25ZM88 105V104H87ZM99 105V104H98ZM108 105V104H107ZM65 106V105H64ZM109 106V105H108ZM213 106V105H212ZM222 106V105H221ZM6 108H9V106H5ZM17 107V106H16ZM21 107V106H20ZM25 107V106H24ZM60 107V106H59ZM100 107V106H99ZM103 107H105L104 105H103ZM234 107V106H233ZM27 108V107H26ZM62 108H64V107H62ZM4 109V108H3ZM2 109V110H3ZM9 109H11V107L9 108ZM8 109V110H9ZM106 109V108H105ZM101 110H102V108H101ZM108 110V109H107ZM17 111V110H16ZM7 112H9V111H7ZM63 112V111H62ZM245 112V111H244ZM2 113V116H5V117H7L8 115H6V112L5 113H3V112H1ZM12 113V112H11ZM10 113V114H11ZM31 113V112H30ZM64 113V112H63ZM97 113V112H96ZM184 113V112H183ZM211 115L209 116V118H208V120H206V121H202L197 127L199 128V131H197V133H196V131H194V133H196V134H198V132H199V136L200 137H202L203 138V141L205 140V139H208V136H209V138H212V139H214L215 141L216 140H218V142L220 141V137H221V135H223V133L224 132H227L228 130L230 131V129L231 128H233V127H231L230 129H228L227 130V128H228V126H231V125H233V126H236L235 124H239V123H241V124H239V125H242L244 122H245V120H244V116L243 115H238V114H236L235 115V113L234 114H230V113H226V114H224L223 112H221V110L219 109V108H213L210 112H209ZM250 113V112H249ZM21 114V113H20ZM68 114V113H67ZM91 114V113H90ZM185 114V113H184ZM203 114V113H202ZM12 115V114H11ZM26 115V114H25ZM1 116V115H0ZM13 116V115H12ZM27 116V115H26ZM63 116V115H62ZM5 117H2L3 119L5 118ZM22 117V116H21ZM24 117V116H23ZM102 117V116H101ZM247 117V116H246ZM15 118V117H14ZM20 118V117H19ZM26 118V117H25ZM32 118V117H31ZM66 118V117H65ZM200 118V117H199ZM204 118H206V117H204ZM47 119V118H46ZM55 119V118H54ZM94 119V118H93ZM8 120V119H7ZM27 120H29V119H27ZM57 120H59V119H57ZM85 120V119H84ZM244 120V121H243ZM3 121H5V120H3ZM2 121V123H4ZM13 121V120H12ZM22 121H24V120H22ZM29 121H31V120H29ZM36 121H39V120H37L36 119ZM44 121V120H43ZM43 121L41 120V122L43 123ZM52 121V120H51ZM55 121V120H54ZM9 122V121H8ZM45 122H47V120H45ZM2 123L0 124V126L2 125ZM32 123V122H31ZM50 122H48V124H49ZM56 123V122H55ZM60 123V122H59ZM84 123V122H83ZM196 123H198V121L196 122ZM38 124H41V123H37V127L35 128V129H38V128H40L39 126H38ZM43 125H44V123H43ZM47 124L45 123V126H46ZM60 125V124H59ZM244 125V124H243ZM242 125V126H243ZM20 126V125H19ZM41 126V125H40ZM81 126V125H80ZM87 126V125H86ZM97 126V125H96ZM241 126V128H243ZM2 127V126H1ZM17 127V126H16ZM42 127H44V126H42ZM41 127V128H42ZM50 127V126H49ZM3 128V127H2ZM18 128H20V127H18ZM51 128V127H50ZM54 128V127H53ZM56 128V127H55ZM88 128H89V126H88ZM238 128V127H237ZM245 128H247V127H245ZM244 128V129H245ZM5 129V128H4ZM12 129V128H11ZM47 129H49V128H47ZM74 129V128H73ZM81 129H83V128H81ZM86 129V128H85ZM90 129V128H89ZM162 129V128H161ZM20 130H21V128H20ZM46 130V129H45ZM75 130V129H74ZM78 130V129H77ZM87 130V129H86ZM85 130V131H86ZM15 131V130H14ZM36 131V130H35ZM40 131H42L43 132V130H41L40 129ZM76 131V130H75ZM79 131V130H78ZM83 131V130H82ZM81 131V132H82ZM251 131V130H250ZM12 132V131H11ZM17 132V131H16ZM16 132H15V134H13V135H15L16 136ZM47 132V131H46ZM45 132V133H46ZM49 132H50V130H49ZM48 132V133H49ZM141 132V131H140ZM193 132V131H192ZM191 132V133H192ZM14 133V132H13ZM38 133H40L39 132V130H38ZM55 133V132H54ZM138 133V132H137ZM188 133V132H187ZM228 133V132H227ZM242 133V132H241ZM47 134V133H46ZM50 134V133H49ZM48 134V135H49ZM78 134V133H77ZM80 134V133H79ZM141 134V133H140ZM190 134V133H189ZM188 134V135H189ZM195 134V135H196ZM51 135V134H50ZM72 135V134H71ZM81 135V134H80ZM168 135V134H167ZM194 135V136H195ZM224 135H226L225 133H224ZM223 135V136H224ZM7 136V135H6ZM11 136V135H10ZM52 136V135H51ZM148 136V135H147ZM159 136V135H158ZM170 136V135H169ZM172 136V135H171ZM222 136V137H223ZM246 136V135H245ZM50 137V136H49ZM56 137V136H55ZM61 137V136H60ZM160 137V136H159ZM158 137V138H159ZM184 137H185V141H186V136L184 135ZM195 137H197V136H195ZM207 137V138H206ZM221 137V138H222ZM7 138H9V137H7ZM16 138H17V136H16ZM76 138V137H75ZM139 138V137H138ZM147 138V137H146ZM157 138V137H156ZM170 138V137H169ZM182 138V137H181ZM194 138V137H193ZM192 138V139H193ZM202 138L201 139H199V137H197V139H199V141H201V143H202ZM4 139V138H3ZM47 139V138H46ZM197 139H196V143H197ZM153 140H154V138H153ZM181 140H184V139H181ZM180 140V141H181ZM189 140V139H188ZM213 140V141H214ZM18 140L17 139H13V137H12V139H10V140H5V141H1L0 142V156H2V154H3V152H5V150L7 151V149L9 148H11V143H13V142H15L14 144H17L18 146H19V143L17 142ZM20 141V140H19ZM72 141V140H71ZM178 141V140H177ZM176 141V142H177ZM206 141V140H205ZM210 141V140H209ZM17 142V143H16ZM153 142H155V141H153ZM152 142V144L151 145H153L154 143ZM175 142V141H174ZM175 142V143H176ZM193 142V141H192ZM147 143H149V142H147ZM157 143V142H156ZM166 143V142H165ZM191 143V142H190ZM195 143V142H194ZM200 142H199V145L201 144ZM204 143V142H203ZM21 144V143H20ZM35 144V143H34ZM164 144V143H163ZM177 144V143H176ZM175 144V145H176ZM182 144H183V142H182ZM184 144H186V142L184 143ZM220 144V143H219ZM16 145V146H17ZM36 145V144H35ZM160 145V144H159ZM162 145V144H161ZM179 145H181V143L179 142L178 143V146ZM198 145V144H197ZM196 145V146H197ZM207 145V144H206ZM231 145V144H230ZM15 146V145H14ZM146 147L148 146V145H145ZM171 146V145H170ZM178 146H175V152H177L178 151V149L180 148H178ZM184 146V145H183ZM191 146H194V144L192 145L191 144ZM190 146V147H191ZM24 147V146H23ZM29 147V146H28ZM146 147H145V149L144 150H147L148 149V147H147V149H146ZM152 147V146H151ZM158 147V146H157ZM176 147H177V149H176ZM185 147V146H184ZM200 147H202V146H200ZM208 148L210 147L209 146V144H208V146H207ZM21 148V147H20ZM45 148V147H44ZM149 148H150V146H149ZM154 148H156V146L154 145V147L152 148V149H154ZM183 148V147H182ZM187 148H188V146H187ZM192 148V149H191ZM190 149V151L189 150H186V149H184L185 151H183V150H181L180 151V158H182L181 157V155L184 157V158H182V159H184L185 160V157H186V161H184L183 160V162H185L186 163V165L188 164L187 162H190V164H188V165H190V166H195V163H196V161L195 160H191L193 163H191V161H188L189 160V158L191 159L192 157L191 156H193V158L192 159H198V158H196L195 156H194V150H193V148L194 147H191ZM197 148V147H196ZM26 149V148H25ZM49 149V148H48ZM151 149V148H150ZM150 149H148L149 151L148 152H150L151 150ZM172 149H173V146H172ZM204 148H202L201 150H203ZM205 149H206V146H205ZM205 149H204V151H205ZM10 150H12V149H10ZM177 150V151H176ZM197 150V149H196ZM200 150V149H199ZM199 150H197V152L199 151ZM13 151V150H12ZM12 151H11V153H12ZM15 151V150H14ZM13 151V152H14ZM20 151V150H19ZM41 151V150H40ZM43 151V150H42ZM55 151V150H54ZM53 151V152H54ZM153 151V150H152ZM156 150H154V152H155ZM169 151H171V150H169ZM191 151H193V153H191V154H189ZM209 151V150H208ZM241 151V150H240ZM22 152V151H21ZM24 152V151H23ZM59 152V151H58ZM145 152V151H144ZM143 152V153H144ZM164 152V151H163ZM174 152V151H173ZM201 152V151H200ZM42 153V152H41ZM156 153V152H155ZM158 153H159V151H158ZM162 153V152H161ZM172 153V152H171ZM182 153V154H181ZM203 153H205V152H203ZM6 154H7V152H6ZM16 154V153H15ZM13 155L14 157L15 156H17V155ZM49 154V153H48ZM51 154H52V152H51ZM50 154V155H51ZM58 154V153H57ZM59 154L61 155V152H59ZM59 154H58V156H59ZM147 154V153H146ZM150 154H152L153 155V153H150ZM169 154H170V152H169ZM173 155L174 154H176V153H172ZM178 155H179V153H177ZM200 154V153H199ZM3 155H5V153L3 154ZM9 155V154H8ZM141 155H142V153H141ZM157 155V154H156ZM155 154H154V160H153V162L154 161H157V159L155 158V156H156ZM171 155V154H170ZM177 155V156H178ZM13 156H12V158H13ZM55 156V155H54ZM65 156V155H64ZM139 156V155H138ZM144 156V155H143ZM158 156V155H157ZM160 156H162L161 154H159V156L158 157H160ZM176 156V155H175ZM248 156V155H247ZM3 157H5V156H3ZM49 157V156H48ZM51 157V156H50ZM63 157V156H62ZM166 158H167V156H165ZM169 157V156H168ZM173 157V156H172ZM179 157V156H178ZM201 157V156H200ZM199 157V161L201 160V158ZM2 158V157H1ZM1 158H0V160H1ZM7 158V157H6ZM6 158H3V159H5L6 160ZM11 158V157H10ZM21 158V157H20ZM61 158V157H60ZM67 158V157H66ZM160 158H162V157H160ZM160 158H158V160L160 159ZM248 158V157H247ZM15 159V158H14ZM51 159V158H50ZM146 159H148V156H147V158H145V160H142V161H146ZM149 159H150V157H149ZM153 159V157L151 158V160ZM162 159H164V157L162 158ZM169 159H170V157H169ZM171 159H173V158H171ZM174 159L176 160V157H174ZM5 160H2V161H0V179H3V178H5V177H7L8 175H10V176H8L7 178H5L4 180H0V201H2L3 199H5V198H7L9 195H11V194H13V193H15L16 191H24L23 190V188H22V185L23 184H19L18 182L17 183H15V181H12V177H14V175H17L16 173H14L13 171H15V170H19V171H23L24 170V168H18V166H19V164L20 163H18V166L17 165H15L14 164V168H12L10 165H8L7 167H9V169H7L5 166H6V164L5 163H7V162H4ZM17 160H19V159H17ZM55 160H56V157H55ZM140 160V159H139ZM180 161H178V158H177V161L178 162H181V159H179ZM6 161H9L8 159L6 160ZM47 161V160H46ZM52 161H54L53 159H52ZM148 161V160H147ZM146 161V162H147ZM162 161H164V162H166L165 160H160V162H162ZM174 161V160H173ZM177 161H175V162H177ZM204 161H205V163L207 162V160H205L204 159ZM203 161V162H204ZM169 162H171V160H169ZM175 162H172V163H174V165H177L178 164V162L177 163H175ZM242 162V161H241ZM17 163V162H16ZM56 163V162H55ZM140 163V162H139ZM172 163H170V164H172ZM182 163V162H181ZM200 163V162H199ZM204 163V164H205ZM8 164V163H7ZM12 164V163H11ZM53 164H54V162H53ZM57 164V163H56ZM141 164V163H140ZM163 164H165V163H163ZM202 164V163H201ZM200 164V165H201ZM242 164V163H241ZM244 164V163H243ZM248 164V163H247ZM22 165V164H21ZM50 165H51V162H50ZM61 165V164H60ZM148 164L146 163V166H147ZM158 165L159 166H161L160 165V163H158V162H154V164H150L149 165V167H142L143 169L145 168L146 170L144 171V170H142V168H141V170H142V172L141 171H138V173L137 174H135V175H133L132 177H130V178H128L126 181H125V184H124V190H123V192L121 193L120 191V193L121 194H118V195H116V197L118 196V198H117V200H118V204L120 203H124L125 201V203L127 204V203H129V204H131V206H129L130 208L133 206L134 208L135 207H137L136 209H135V211L134 212H136L137 211V214L135 215V216H137L136 218H135V223H133V224H130L129 226H124V225H121L120 223H122V222H120V221H116L114 218H117L118 216L120 217V215H118L117 216V214L119 213V212H117V211H115V212H113L112 213V211H113V207L115 206V205H117V203L112 207V208H110V210H109V208L107 209H104L103 211V213H102V211H101V216L102 217H95L94 218V222L92 221V220H90L91 222H89L88 220H87V222H89V224L87 225L86 223H85V220H84V222H82L80 219L81 218H79V219H77V218H75V213L77 212L76 210H72V211H70V214L69 215H67V216H65V214H64V216H62V215H57V216H55V214H54V216H51V212L48 210V208H52V206H50V207H48L49 206V204H47L46 203V201L43 199V201H41V200H38V199H36V201H34V200H31V201H28V199L29 198H27V201L28 202H30V203H27V201L25 202V203H27V205L29 204V205H31L32 206V209H36L33 213L31 212H29V211H27V210H24L25 208H22L20 205H18V204H16L15 203V201H17V200H11V201H9V202H7L5 205H1L2 207H0V220L1 221H3V220H5V222H1L0 223V264H23L24 262H26V260L28 259V260H30L33 264H64V263H61L59 260H58V258L56 257L55 258V256L54 257H52V255H54V254H57L55 251H57L58 250V248L61 246V244L63 243V245L60 247V248H63V254L62 253H59L60 255L62 254L66 259H67V262L69 263V264H118L119 263V261H124L123 259H124V255L125 254H127V253H133L134 251L136 252V249H138V247H141L142 245H147V244H151V243H154L153 241H154V239H156V238H158V240L159 241H162V239H164L163 241H162V243H164V241L166 240L167 242L165 243L166 244V252H165V257H167L166 259V261L165 262H167V261H169V259H171V257L170 256H172L173 255V257H172V261L173 260H177V259H179V257H181V258H183L182 256H185V254H186V252L188 253V252H191V253H194V255H195V257H196V264H210L209 263V259H211V257L212 258H214V259H218L221 263L220 264H231V262H234V264H241V261H240V257H243V256H241V253H240V255H237V256H234V252L232 251V249L234 248V245H233V248L231 249V245L233 244V238L232 239H230L231 237H232V233L233 232H236V230H237V228H236V226L239 224V223H237V222H240L239 220L241 219V218H238V217H236V214H235V216H233V218H231L232 217V214L233 213H230V212H233L232 211V209L231 210H227V209H229L230 207L229 206H231V205H229L228 206V204H227V207H229V208H225V204H224V202H222V200L223 199H226V197L224 198L223 196V199L221 200V202L220 203H218V201H216V200H218L217 199V196L216 195H213V196H216V200H214L213 198V200L211 201H208V198H209V196H211L212 194H215V193H213L212 191V194H210L209 195V192H207L208 194H206L207 196L204 198V197H198L199 199V201H197L198 202V204H197V208H198V210L200 211L199 212V216L197 217V219L196 220H194V221H190V217L189 218H186V216H185V213H187L186 211L187 210H189L188 209V207H189V205L187 204V202L185 201L184 203H182V204H180V200L182 199V202H183V198H181V197H184L185 195L187 196V193H185V192H187V188H188V186H190L191 188H193L194 189V187H192L191 185H193V184H191L190 183V179L188 180L189 181V183L186 181V183H184L185 181L183 180V178H187V177H190V178H192V173L190 172V170H192L193 171V169L190 167H188V169H190L189 170V172L191 173H189L188 171H187V167L185 168V167H183V165L182 164H178L179 166H182L181 168L178 166L177 168L176 167H173V166H171V168H170V166L168 167V164H167V166H164L165 168H162V169H164V170H159V169H157L158 168ZM166 165V164H165ZM185 164H184V166H186ZM199 165V164H198ZM197 165V166H198ZM200 165H199V167H200ZM15 166H17V167H15ZM53 166V165H52ZM142 166V165H141ZM204 166V165H203ZM246 166V165H245ZM251 166V165H250ZM20 167V166H19ZM24 167V166H23ZM198 167V168H199ZM185 168V169H184ZM201 168V167H200ZM245 168V167H244ZM248 168H249V166H248ZM253 168V167H252ZM23 169V170H22ZM139 169V167H137V169H136V171ZM195 169V168H194ZM246 169H247V166H246ZM43 170V169H42ZM50 170V167H49V169L48 170H46L45 169V172H43L44 174H42V177H41V179L39 178V180H38V182H33L32 181V184H30V186L32 187V186H35V185H37L38 187L39 186H41V184H42V186L44 185V184H46V182H47V184L49 183L50 184V180L52 179V178H56L57 176H56V172L53 174L52 173V171H49ZM140 170V169H139ZM196 170V169H195ZM38 171V170H37ZM41 171V170H40ZM54 171V170H53ZM166 171V173L165 174H163L164 172ZM24 173H26V171H23ZM35 172V171H34ZM135 172V171H134ZM133 172V173H134ZM145 172H147L148 174H152V175H149V176H147V174H146V176H144V175H142V174H144ZM28 173V172H27ZM31 173V172H30ZM35 173H37V172H35ZM39 173V172H38ZM53 174L54 176H50L49 174ZM58 173V172H57ZM187 173V174H186ZM188 173H189V176H188ZM245 173V172H244ZM51 174V175H52ZM127 174V173H126ZM131 174V173H130ZM161 174V175H160ZM158 175H160L161 176V178H160V176H158ZM162 175L164 176L165 175V177H167V179H170V178H172V181H170L169 183L168 182H166V183H164L165 181H164V177H162ZM191 175V176H190ZM125 176V175H124ZM143 176V177H142ZM184 176H187V177H184ZM37 177H38V175H37ZM60 177V176H59ZM79 177V176H78ZM9 178V179H8ZM69 178V177H68ZM71 178H72V176H71ZM142 178H144V179H142ZM164 178V179H163ZM174 178V179H173ZM54 179H52V180H54ZM143 181H142V180ZM241 178H239V177H236L235 178V181L236 182H238L239 180H240ZM69 180V179H68ZM68 180H66L67 182H68ZM73 180V179H72ZM142 181V183L141 182H137V181ZM186 180V179H185ZM192 180V179H191ZM22 180L20 179V182H21ZM55 181V180H54ZM65 181V182H66ZM182 181H184V182H182ZM26 182V181H25ZM24 182V183H25ZM53 182V181H52ZM63 182V181H62ZM62 182H59L58 183V185L59 184H61ZM70 182V181H69ZM74 183V182H73ZM130 183V184H129ZM137 183V184H136ZM139 183V184H138ZM141 183V184H140ZM189 184L188 186H181V185H186V184ZM45 185V187H50L51 185ZM56 184H57V182H56ZM67 184H69V185H67V187H69L70 188V186H71V184L70 183H67ZM133 184V185H132ZM134 184H136V186H134ZM179 184H181V185H179ZM191 184V185H190ZM55 185V184H54ZM61 185H63V184H61ZM65 185V184H64ZM221 185H222V183H221ZM57 186V185H56ZM75 186V185H74ZM128 186H131V189H132V187H133V191L132 190H130L129 189V187ZM195 186V185H194ZM228 186V185H227ZM254 186V185H253ZM60 187V186H59ZM189 187V188H190ZM224 187V186H223ZM19 188V190H17V189ZM54 188H56V187H54ZM61 188H63L64 189V187H61ZM217 188V187H216ZM230 188V187H229ZM234 188V187H233ZM255 188V187H254ZM31 189V188H30ZM37 188H35V190H36ZM65 189H66V187H65ZM64 189V190H65ZM226 189V186H225V188L224 189H222V192H220L219 193V191L217 192L216 191V193L218 194V195H220V194H223V195H225V196H227V199H228V190L226 191L225 190ZM244 189V188H243ZM34 190V189H33ZM72 190V189H71ZM70 190V191H71ZM195 190H197V189H195ZM230 191L232 190V189H229ZM69 190H67V192L65 191L64 192V196H62L61 195V201L64 203V201L65 200H67V198L69 199V197L68 196H71L70 195V192ZM188 191H189V189H188ZM190 191H191V189H190ZM229 191V192H230ZM33 192V191H32ZM45 192H47V191H45ZM61 192H63V190L61 191ZM73 192V191H72ZM241 192V191H240ZM130 193V194H129ZM184 193V194H183ZM231 194H232V192H230ZM17 194V193H16ZM23 194V193H22ZM25 194V193H24ZM72 194V193H71ZM76 194V193H75ZM191 194V193H190ZM240 194V193H239ZM238 194V195H239ZM21 195V194H20ZM184 195V196H183ZM194 195H195V192H194ZM235 195V194H234ZM240 195H242V194H240ZM239 195V196H240ZM17 196H19V194L17 195ZM67 196V197H66ZM221 196V195H220ZM27 197V196H26ZM56 197V196H55ZM188 197V196H187ZM222 197H220V198H222ZM231 197V196H230ZM9 198V197H8ZM19 198V197H18ZM25 198V197H24ZM34 198V197H33ZM41 198V197H40ZM39 198V199H40ZM71 198V197H70ZM179 198H181V199H179ZM185 198V197H184ZM218 198H219V196H218ZM32 199V198H31ZM129 199V200H128ZM237 199V198H236ZM6 200H8V199H6ZM47 200V199H46ZM115 200V199H114ZM187 200V199H186ZM249 200H251V199H249ZM248 200V201H249ZM69 200H67V201H65L66 203H71L70 201L68 202ZM116 201V200H115ZM152 201H153V203H152ZM226 201V200H225ZM229 201V200H228ZM236 201V200H235ZM5 202V201H4ZM3 202V203H4ZM57 202V201H56ZM111 202V201H110ZM117 202V201H116ZM196 202V201H195ZM196 202V203H197ZM227 202V201H226ZM225 202V203H226ZM231 202V201H230ZM66 203H64V204H66ZM81 203V202H80ZM124 203V204H125ZM196 203H194V204H196ZM223 203V204H222ZM59 204V203H58ZM74 204H76V203H74ZM73 203H72V205H74ZM124 204H122V205H120L118 208H120V209H122L123 207V205ZM111 205H113V204H111ZM62 206V205H61ZM69 206H70V204H69ZM118 206V205H117ZM126 206V205H125ZM124 206V207H125ZM194 206V205H193ZM247 206V205H246ZM24 207V206H23ZM65 207V206H64ZM72 207H74V206H72ZM76 207H78V206H75V208ZM116 207V206H115ZM132 207V208H133ZM139 207V208H138ZM190 207H192L191 205H190ZM126 208V207H125ZM133 208V209H134ZM232 208V207H231ZM240 207H238V209H239ZM58 209V208H57ZM74 209V208H73ZM78 209V208H77ZM90 209V208H89ZM111 209H112V211H111ZM196 209V208H195ZM28 210H29V208H28ZM64 210V209H63ZM62 210V211H63ZM69 210V209H68ZM71 210V209H70ZM119 210V209H118ZM124 210V212H126V210L125 209H123ZM240 210V209H239ZM257 210V209H256ZM47 211V212H46ZM55 211V210H54ZM60 211H61V209H60ZM76 211V212H75ZM111 211V212H110ZM120 211V210H119ZM127 211H128V207H127ZM131 211H132V209H131ZM235 211V210H234ZM237 211V210H236ZM246 211H248V210H245V212ZM37 212H41V215H38L39 213H37ZM50 213V215H42V213ZM81 212V211H80ZM83 212V211H82ZM98 212V211H97ZM123 212V211H122ZM122 212H120V213H122ZM123 212V213H124ZM189 212V211H188ZM238 212H240V211H237V213ZM65 213V212H64ZM119 213V214H120ZM151 213H153V215H152V217L151 218H147V216H151L150 214ZM251 213V212H250ZM249 213V214H250ZM255 213V212H254ZM58 214V213H57ZM63 214V213H62ZM127 214V213H126ZM123 215V214H122ZM187 215V214H186ZM231 215V216H230ZM240 215V214H239ZM100 216V215H99ZM133 216V215H132ZM237 216H238V214H237ZM248 216V215H247ZM77 217V216H76ZM239 217H241V216H239ZM91 218V217H90ZM89 218V219H90ZM93 218V217H92ZM101 218H105L104 219V221H103V219L101 220ZM3 219V220H2ZM86 219V218H85ZM118 219H121V217L120 218H118ZM189 219V220H188ZM231 219H233V220H231ZM83 220V219H82ZM122 220V219H121ZM127 220V219H126ZM192 220V219H191ZM238 220V221H237ZM29 221H38L39 223L38 224H40V223H42V224H44V228H45V230H52V229H59V231H60V229L62 230L60 233H62L65 229H63L64 227H67L68 228V230L70 231H68L67 233H70L71 234V232H72V230L73 231H75V229L77 230V228L80 230V228H81V226L85 223L86 225H84V227L85 226H87L86 228L88 229V233L86 232V234H88L89 236L92 234V232H93V234H97V235H99V236H96V237H99L97 240H95L93 237H94V235H93V237H91V241L90 242H88V241H83V240H81L82 241V243H80L79 242V239L80 238H75V237H79V236H83L84 234H81L80 233V231H79V233L78 234H80L79 236L77 235V233L76 232H74V233H76V234H74V236H67L68 234L67 233H65V232H63L64 234H65V236H64V238H66L67 239V243L69 244H71V247H73V248H75V244L77 245L76 247H77V249H78V252L77 251H74L75 249H73V248H70V250L69 249H67V247L68 246H66V244H64V242L62 241V243H59L58 241H49V240H52V238H50V237H47L46 238V234H45V232L43 231V230H41V229H39V230H41L42 232H44V234H45V236L44 235H42L43 237H45L46 238V240L44 239L43 241H38L37 240V238H36V240L37 241H31V239H32V236L28 233V231H31V230H27L26 232L23 230V229H26V224H28L29 223ZM105 221H108V222H106L105 223ZM241 221H243V219L241 220ZM21 224H20V223ZM131 222V221H130ZM134 222V221H133ZM16 223H19L17 226L18 227H16V230H14L13 228H15V227H13V224L15 225ZM104 223V224H103ZM180 224V228H177V227H175V226H178L177 224ZM236 223H237V225H236ZM10 224H12V225H10ZM33 224H35V223H33ZM29 225V224H28ZM203 226V229L201 228V226ZM42 227H43V225H41ZM197 226H200V228H201V232L199 231V233H197V231L195 232V230H194V232L193 233H189V231L188 230H191V229H195V228H197ZM80 227V228H79ZM240 227V226H239ZM30 228V227H29ZM82 228H83V226H82ZM121 228L122 229H124V231H125V229H127V228H129V230L127 229V235H126V240L127 239H130V246H128V247H130V249H128V250H125V248L124 249H119V247L118 246H116L115 247V244H114V246H113V243H114V241L111 239V238H109L110 237V233H111V231H114V230H118V229H120V232L122 231L121 230ZM35 229H36V227H35ZM85 229V228H84ZM86 230V229H85ZM47 231V233H50V232H53V231H49L48 232ZM32 232L34 233V227H33V230H32ZM37 232H38V230L36 231V233L35 234H37ZM56 232H57V230H56ZM108 232H110L109 234H108ZM117 232H119V230L117 231ZM191 232V231H190ZM41 233V232H40ZM39 233V234H40ZM54 234H55V232H53ZM91 233V234H90ZM126 233V232H125ZM240 233V232H239ZM34 234V235H35ZM67 234V235H66ZM85 234V235H86ZM111 234H113V233H111ZM117 234V233H116ZM119 234V233H118ZM121 234V233H120ZM119 234V235H120ZM226 234H227V236H228V234H229V236L228 237H230V238H228L227 236H226ZM237 234V233H236ZM235 234V235H236ZM14 235V237H12ZM51 235V234H50ZM56 235H57V233H56ZM62 235V234H61ZM72 235H73V233H72ZM88 235H86V237L88 236ZM103 235H108V236H106L107 237V239H111V241L109 240H107L106 239V241H104V242H106L107 243V241H108V243H112V244H109L110 245V247L108 248L109 250L105 253V254H103V255H100V250H98L99 248H97V250H98V253L97 252H94V249H96V248H93L92 246L94 245L93 243L94 242H96L95 243V245H101L102 246V243H103V241L101 242V241H98L99 239H101V238H103L104 236ZM222 235H225L227 238L225 239V243L222 245V246H220V245H218V242H222V240H224L223 239V237H222ZM238 235V234H237ZM16 236H18V238L19 237H23V238H25V241H20V243H16V242H18V240L19 239H17V237ZM47 236H48V234H47ZM51 236H53V235H51ZM89 236H88V238H89ZM92 236V235H91ZM103 236V237H102ZM240 236H241V234H240ZM243 236V235H242ZM34 237V236H33ZM36 237H38V236H36ZM42 237V238H43ZM54 237V236H53ZM57 237V236H56ZM105 237V238H106ZM112 237V236H111ZM160 237V238H159ZM233 237H234V235H233ZM237 237V236H236ZM114 238V237H113ZM120 238V237H119ZM49 239V240H48ZM58 239H59V237H58ZM61 239V238H60ZM75 239L80 243V245H78L77 243H75ZM119 240L118 239V237L117 238H115L114 240ZM122 239V238H121ZM124 239V238H123ZM9 241V240H11L10 242H7V244L5 245V244H3V242H6V241ZM54 240V239H53ZM157 240V239H156ZM157 240V241H158ZM231 240L233 241L232 242V244L230 243L231 242ZM113 241V242H112ZM120 242L122 241V240H119ZM118 241V242H119ZM125 241V240H124ZM128 241V240H127ZM127 241H126V244H127ZM241 241V240H240ZM119 242V243H120ZM224 242V241H223ZM117 243V242H116ZM119 243H117L118 245H120L121 246V244H119ZM122 243V242H121ZM156 243V242H155ZM162 243H161V245H162ZM230 243V244H229ZM235 243V242H234ZM105 244V243H104ZM116 244V245H117ZM124 244H125V242H124ZM1 245H3V246H1ZM54 245H55V247H54ZM112 245V246H111ZM129 245V244H128ZM153 245V244H152ZM236 245V244H235ZM241 245H243V244H241ZM240 245V246H241ZM59 246V247H58ZM106 246V245H105ZM122 246H127V245H122ZM164 246V245H163ZM54 247V248H53ZM98 247V246H97ZM111 247H112V249H111ZM116 249H115V248ZM145 247V246H144ZM92 248H93V251H92ZM106 248V247H105ZM114 248V249H113ZM73 249V250H72ZM163 249H165L164 247H163ZM240 249V248H239ZM81 250H83L82 252H84V251H87L86 252V254H85V256H84V254H83V256L81 255L82 253H81ZM102 250V249H101ZM139 250V249H138ZM137 250V251H138ZM192 250H193V252H192ZM241 250V249H240ZM80 251V252H79ZM100 251V252H99ZM59 252H61L60 250H59ZM124 252V253H123ZM240 252V251H239ZM104 253V252H103ZM138 253V252H137ZM143 253V252H142ZM196 253V254H195ZM208 253V256L209 255H211V257L210 258H208V256H205V254H207ZM248 253V252H247ZM99 254V255H98ZM102 254V253H101ZM170 254V255H169ZM236 254V253H235ZM237 254H238V252H237ZM58 255V254H57ZM61 255V256H62ZM70 255H71V257H70ZM113 255L115 256V261L113 262L111 259H110V257L112 256L113 257ZM156 255V254H155ZM188 255V254H187ZM193 255V254H192ZM243 255V254H242ZM67 256L70 258V259H68L67 258ZM200 256V257H199ZM238 256H240V257H238ZM111 257V258H112ZM132 257V256H131ZM188 256H186V258H187ZM191 257H193V256H191ZM201 257H206V258H208V261H205V258H202L203 259V262L201 263V262H199V258H201ZM62 258V257H61ZM65 258H63V259H65ZM157 258V257H156ZM185 258V257H184ZM188 258H190V257H188ZM109 259V260H108ZM191 259V258H190ZM214 259H211V260H214ZM150 260V259H149ZM201 260V259H200ZM211 260H210V262H211ZM216 260H214L215 262H216ZM244 260V259H243ZM58 261H59V263H58ZM109 261V262H108ZM129 261V260H128ZM160 261V260H159ZM213 261V262H214ZM218 261V262H219ZM126 262V261H125ZM156 262V261H155ZM162 262V261H161ZM160 262V263H161ZM165 262H163V264L165 263ZM171 262V261H170ZM65 263H66V260H65ZM67 263V264H68ZM124 263V262H123ZM159 263V262H158ZM172 263V262H171ZM170 263V264H171ZM181 263V262H180ZM195 263V262H194ZM242 263H244V262H242ZM167 264V263H166ZM233 264V263H232Z\"/></svg>", "mask_w": 264, "mask_h": 264}]
</instances>
